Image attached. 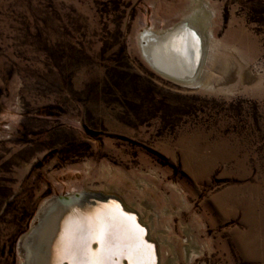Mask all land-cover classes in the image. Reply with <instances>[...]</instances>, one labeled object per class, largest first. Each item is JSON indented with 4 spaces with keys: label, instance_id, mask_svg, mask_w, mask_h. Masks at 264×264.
<instances>
[{
    "label": "rangeland",
    "instance_id": "374dc122",
    "mask_svg": "<svg viewBox=\"0 0 264 264\" xmlns=\"http://www.w3.org/2000/svg\"><path fill=\"white\" fill-rule=\"evenodd\" d=\"M201 3L191 88L137 38L191 0H0V264H23L45 200L77 192L151 223L161 264H264V0Z\"/></svg>",
    "mask_w": 264,
    "mask_h": 264
},
{
    "label": "bare ground",
    "instance_id": "6f19581e",
    "mask_svg": "<svg viewBox=\"0 0 264 264\" xmlns=\"http://www.w3.org/2000/svg\"><path fill=\"white\" fill-rule=\"evenodd\" d=\"M191 3L196 4L199 11L196 14L191 13L192 15L185 16L169 29L159 31L144 28L137 37L138 49L144 62L155 73L179 85L199 88L204 85V76L201 74V69L206 58V44L211 38V33L208 30L209 15L202 9L201 0H191ZM186 30L197 36L199 51L196 52L198 44L195 45L194 36L188 34ZM78 193H69L68 195H77ZM87 193H99L103 196L115 197L119 200L120 206L116 207L111 202H105L103 205L96 204L97 206L88 211V214H80L75 210L65 213L64 204L56 201L52 202L53 198L45 200L36 213V219L40 222V226L33 229L32 233L28 235L29 229L34 228V226L30 227L19 238L18 245L24 259L23 264H58V262L60 264L63 259L67 260L69 264L71 257L63 258L58 251L69 225L77 228L81 238L88 241L89 252H97L100 248L99 244H97L95 251L90 248V242L94 241L88 238L90 223L118 216L119 213H123L124 217H131L123 211L134 213L135 218L131 217V223L139 229H141L139 226L142 227L139 233L141 241L152 246L138 259L142 260L143 264H154L152 254L155 253V264H161L157 255V241L150 236L149 232L151 223L142 222L131 207L114 195L101 192ZM188 252L190 250L186 247V258L189 257ZM121 256L126 258L127 264H132L131 259L126 255L115 256L117 261ZM117 261H113V257L110 256L107 258L106 264H120Z\"/></svg>",
    "mask_w": 264,
    "mask_h": 264
},
{
    "label": "snow or ice",
    "instance_id": "6c2138e0",
    "mask_svg": "<svg viewBox=\"0 0 264 264\" xmlns=\"http://www.w3.org/2000/svg\"><path fill=\"white\" fill-rule=\"evenodd\" d=\"M131 221V217L119 213L118 216L90 223L88 238L100 245L97 252H89L88 241L81 238L77 228L69 225L58 251L63 258L71 257L69 264H106L108 257L117 255L128 256L132 264H143L138 258L149 246L141 241V230Z\"/></svg>",
    "mask_w": 264,
    "mask_h": 264
},
{
    "label": "water",
    "instance_id": "95a60500",
    "mask_svg": "<svg viewBox=\"0 0 264 264\" xmlns=\"http://www.w3.org/2000/svg\"><path fill=\"white\" fill-rule=\"evenodd\" d=\"M186 31L188 32V34L193 35V32H191L189 30H186ZM193 36H194V41L196 40L195 45L198 44V49H196V52H197V51H199V40H198L196 35H193ZM54 201L64 204V206H65L64 212L65 213H67L71 210L72 211L75 210V211L79 212L80 214L81 213L82 214H84V213L88 214L87 212L90 211L92 208H95L97 206L96 204L103 205V204H105V202H111L116 207L120 206L119 200L116 199L115 197L103 196L99 193H87V192L86 193L85 192H79L77 195H68L67 194L64 196H58V197L53 198L52 202H54ZM123 212L130 215L132 218L133 217L135 218L134 213L126 212V211H123ZM39 226H40V222L37 221L34 228L29 229L28 235H30L32 233L33 229H36ZM139 227L141 228L140 230H142V227L141 226H139ZM147 243H150V242H147ZM148 246L150 247L151 245L148 244ZM90 248L93 251H95L97 249V243L95 240L90 242ZM153 253H154V249H153ZM152 258H153L152 262L155 264V261H156L155 253H154V255L152 254ZM115 260L117 261V258L113 257V261H115ZM117 262L120 264H127L126 258L122 257V256L118 259ZM60 264H68V261L63 259V260H61Z\"/></svg>",
    "mask_w": 264,
    "mask_h": 264
}]
</instances>
